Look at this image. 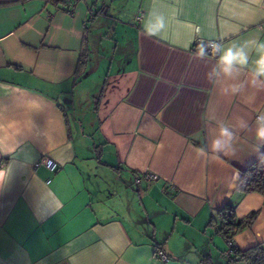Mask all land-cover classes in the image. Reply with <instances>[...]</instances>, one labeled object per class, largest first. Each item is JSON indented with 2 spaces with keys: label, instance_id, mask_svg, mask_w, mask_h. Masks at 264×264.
Returning a JSON list of instances; mask_svg holds the SVG:
<instances>
[{
  "label": "crops",
  "instance_id": "1",
  "mask_svg": "<svg viewBox=\"0 0 264 264\" xmlns=\"http://www.w3.org/2000/svg\"><path fill=\"white\" fill-rule=\"evenodd\" d=\"M67 5L0 0V168L13 170L0 191V264H227L216 222L228 200L236 218L258 211L236 246L264 241V195L236 189L264 146L244 131L234 155L208 147L221 122L252 125L264 91L222 95L205 75L216 58H197L200 40L264 41V0ZM153 7L166 17L162 38L143 33ZM90 47H99L92 70L112 50L87 131L77 100ZM144 171L158 179L136 184Z\"/></svg>",
  "mask_w": 264,
  "mask_h": 264
},
{
  "label": "clouds",
  "instance_id": "2",
  "mask_svg": "<svg viewBox=\"0 0 264 264\" xmlns=\"http://www.w3.org/2000/svg\"><path fill=\"white\" fill-rule=\"evenodd\" d=\"M166 28V17L155 7L150 9L143 22V33L147 37L162 38ZM210 49V51H209ZM208 55L214 56L215 63L205 74L208 82L219 86L222 95H240L251 87L257 92L264 91V41L259 38L232 42L225 47L221 43L198 46L197 58L204 59ZM255 56V59L252 57ZM251 65V66H250ZM247 70V78L242 79ZM253 131L255 139L264 146V111L257 110L253 124L240 119L238 124L221 122L210 132L214 133L208 145L211 152L224 155H234L240 133ZM259 150V149H257ZM200 155H205V148L197 149ZM13 170L7 166L0 168V191H3L11 179Z\"/></svg>",
  "mask_w": 264,
  "mask_h": 264
},
{
  "label": "trees",
  "instance_id": "3",
  "mask_svg": "<svg viewBox=\"0 0 264 264\" xmlns=\"http://www.w3.org/2000/svg\"><path fill=\"white\" fill-rule=\"evenodd\" d=\"M84 43H86V36H84ZM87 58L88 47L85 46L82 48L74 77H79L84 73ZM236 189L242 193L257 192L264 195V150H262L253 162L238 170ZM219 213L220 220L216 222L217 231L225 239H233V236L238 231L252 225L258 211H251L244 217L236 218L235 204L228 200L224 203ZM233 251V254L225 257L227 264H264V241L245 249H239L235 246Z\"/></svg>",
  "mask_w": 264,
  "mask_h": 264
},
{
  "label": "rangeland",
  "instance_id": "4",
  "mask_svg": "<svg viewBox=\"0 0 264 264\" xmlns=\"http://www.w3.org/2000/svg\"><path fill=\"white\" fill-rule=\"evenodd\" d=\"M98 48L99 47H90V49H92V58L88 66V71L92 70V64L94 63L95 59L97 62V57L99 55V53L97 52ZM111 50L112 48L106 50V52H103L101 54L102 56H104L99 61V67L93 69L91 71L92 74H90L88 77L83 78L80 86V91L83 92V94L77 100V112L80 115L83 127L87 131H89L90 129L93 130L94 126L96 125L95 123H97V117L95 115V103L98 101L104 84V76L106 74L108 64V58L105 57H109L111 55ZM86 89L88 91H86Z\"/></svg>",
  "mask_w": 264,
  "mask_h": 264
},
{
  "label": "built area",
  "instance_id": "5",
  "mask_svg": "<svg viewBox=\"0 0 264 264\" xmlns=\"http://www.w3.org/2000/svg\"><path fill=\"white\" fill-rule=\"evenodd\" d=\"M79 1V0H66L67 2V7L66 10L68 12H71L75 3ZM92 11V9H90ZM48 16H50V14H48ZM143 17V13H139L138 16L136 17V20H140ZM201 44L204 45H210L213 42L219 43L218 41H205V40H200L198 41ZM210 51V49H209ZM45 164L47 165V167H49L50 169L54 168V163L52 162V160L50 159H46L45 160ZM158 179V175L152 171H144L142 173H137L134 176V182L136 184L140 183L141 181H149V182H154ZM226 242V249L224 250L223 254L225 257H227L230 254H233V250L234 247L236 246V243L234 242V240L231 239H225ZM156 258H158L161 262H166L168 260V255L161 249L156 250Z\"/></svg>",
  "mask_w": 264,
  "mask_h": 264
}]
</instances>
